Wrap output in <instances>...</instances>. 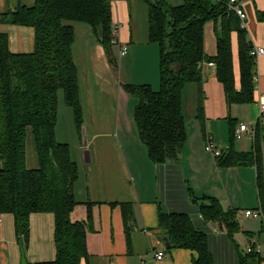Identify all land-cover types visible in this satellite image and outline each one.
Masks as SVG:
<instances>
[{
  "label": "crops",
  "instance_id": "0c3cea01",
  "mask_svg": "<svg viewBox=\"0 0 264 264\" xmlns=\"http://www.w3.org/2000/svg\"><path fill=\"white\" fill-rule=\"evenodd\" d=\"M166 1L171 6L184 3V0ZM239 2L246 13L245 29L252 46L264 48V21L258 19V12H264V0ZM35 3L36 0H0V14L15 11L20 6L32 7ZM111 5L114 39L110 49H105L88 23L67 22L75 33L72 50L82 119L78 126L74 110L60 92L56 137L69 145L71 158L79 170L74 184L78 204L70 218L73 222L87 221L89 208L91 211L89 257L82 264H193L196 252L167 250L159 228L160 209L190 214L199 228L207 232L215 264H238L239 251L245 252L251 242L260 246L261 264H264V215L247 218L242 212L257 209L261 204L264 214L262 154L256 151V141L250 133L232 141L233 127L257 120L258 101L264 99V55L256 58V88L251 103L229 104L215 69L205 65L202 84L190 83L183 90L187 139L180 162L154 164L147 155L134 119L137 100L125 89L126 85L149 84L154 89L160 85V47L150 39L149 6L145 0H111ZM0 33L8 36L9 49L13 53H31L35 49L32 27L0 24ZM231 39L235 84L239 90L237 32L232 33ZM122 47L128 49L124 56L120 55ZM204 49L208 56L217 54L213 21L205 26ZM200 100L203 119L198 115ZM260 129H264V119L260 121ZM210 140L222 154L230 150L253 154L252 162L219 164L220 156L214 157L205 150ZM26 165L28 169L39 167L31 128L26 137ZM203 196L219 200L225 211H235L239 229L233 234V240L222 223L202 218L194 199ZM124 204L131 206L134 213L129 234ZM54 231L53 213H34L23 244L14 215L0 214V264L54 261ZM162 250L164 259L158 261L155 256Z\"/></svg>",
  "mask_w": 264,
  "mask_h": 264
},
{
  "label": "trees",
  "instance_id": "16d2710c",
  "mask_svg": "<svg viewBox=\"0 0 264 264\" xmlns=\"http://www.w3.org/2000/svg\"><path fill=\"white\" fill-rule=\"evenodd\" d=\"M145 1L149 6L150 39L160 47V85L158 89L149 84L126 85L125 89L137 100L134 119L151 162L177 164L187 139L184 88L190 83L201 85L204 63H214L228 103H251L257 62L242 20L227 5L230 0H184L178 6H171L166 0ZM258 19L264 21V12H258ZM69 21L88 23L105 49L112 47L111 0H36L32 7L20 6L0 14V24L35 30V49L31 53L11 52L8 36L0 33V214L14 215L23 244L32 214L50 212L55 217L56 259L29 264H82L89 257L91 211L89 208L87 221L73 222L70 218L78 204L74 184L79 170L71 158L69 145L56 137L60 92L74 110L78 126L82 119L72 50L75 33L73 26L67 24ZM210 21L216 24L217 54L213 57L206 55L204 49L205 26ZM233 32L238 34L239 90L234 76ZM202 104L200 100V119H203ZM29 128L39 156L36 169H28L26 165ZM235 129L232 128L233 142ZM252 158L253 154L230 150L218 159L222 165H245ZM261 175L260 169L259 178ZM260 193L263 195V190ZM194 202L204 220L222 223L233 240L239 229L235 211H225L219 200L209 196L195 198ZM122 207L129 234L134 213L129 205ZM159 228L161 238L169 241L167 250L188 249L196 252L193 264H215L208 234L190 214L160 209ZM238 256V264L263 261L257 251H239Z\"/></svg>",
  "mask_w": 264,
  "mask_h": 264
},
{
  "label": "built area",
  "instance_id": "2783aa9c",
  "mask_svg": "<svg viewBox=\"0 0 264 264\" xmlns=\"http://www.w3.org/2000/svg\"><path fill=\"white\" fill-rule=\"evenodd\" d=\"M228 7L237 13V15L242 20V25L245 27V21H246V13L242 9V5L240 4L239 0H230L228 2ZM127 47H122L120 50V55L124 56L127 53ZM251 54L257 58L261 55H264V48L263 47H253ZM208 65L212 68H215L214 63H204V66ZM259 104V110H258V117L255 122H251L249 124L247 123H241L236 129H235V138L236 140L242 139L246 133H250L254 140L256 141V147H259V151L262 154V169L264 170V129H260V121L264 119V99H260L258 101ZM257 136L259 137L257 141ZM205 150L212 154L214 157H219L222 155V150H220L212 140L208 141L205 145ZM244 216L247 218H260L262 217L263 210L262 205L260 204V207L257 209H245L242 211ZM260 246L257 243L251 242L245 247L246 252L251 251H257L260 252ZM156 260H163L164 259V251H159L156 256Z\"/></svg>",
  "mask_w": 264,
  "mask_h": 264
},
{
  "label": "water",
  "instance_id": "95a60500",
  "mask_svg": "<svg viewBox=\"0 0 264 264\" xmlns=\"http://www.w3.org/2000/svg\"><path fill=\"white\" fill-rule=\"evenodd\" d=\"M217 1H223V0H217ZM164 241H165V245L168 247V246H169V241H168V239L165 238Z\"/></svg>",
  "mask_w": 264,
  "mask_h": 264
},
{
  "label": "rangeland",
  "instance_id": "374dc122",
  "mask_svg": "<svg viewBox=\"0 0 264 264\" xmlns=\"http://www.w3.org/2000/svg\"><path fill=\"white\" fill-rule=\"evenodd\" d=\"M137 150H138V149H137ZM242 244H243V243H242V242H240V245H241V247L243 246Z\"/></svg>",
  "mask_w": 264,
  "mask_h": 264
}]
</instances>
